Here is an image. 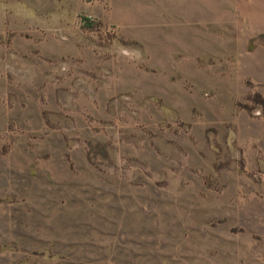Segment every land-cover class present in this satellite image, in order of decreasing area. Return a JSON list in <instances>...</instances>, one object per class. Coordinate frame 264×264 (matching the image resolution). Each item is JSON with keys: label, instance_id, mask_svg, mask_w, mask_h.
Here are the masks:
<instances>
[{"label": "rangeland", "instance_id": "obj_1", "mask_svg": "<svg viewBox=\"0 0 264 264\" xmlns=\"http://www.w3.org/2000/svg\"><path fill=\"white\" fill-rule=\"evenodd\" d=\"M0 264H264V0H0Z\"/></svg>", "mask_w": 264, "mask_h": 264}, {"label": "trees", "instance_id": "obj_2", "mask_svg": "<svg viewBox=\"0 0 264 264\" xmlns=\"http://www.w3.org/2000/svg\"><path fill=\"white\" fill-rule=\"evenodd\" d=\"M83 20H84V22H85L86 24H88V25L91 24V21H90L88 18L85 17Z\"/></svg>", "mask_w": 264, "mask_h": 264}]
</instances>
